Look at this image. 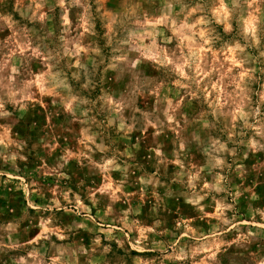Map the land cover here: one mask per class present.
<instances>
[{
	"label": "rangeland",
	"instance_id": "rangeland-1",
	"mask_svg": "<svg viewBox=\"0 0 264 264\" xmlns=\"http://www.w3.org/2000/svg\"><path fill=\"white\" fill-rule=\"evenodd\" d=\"M0 264H264V0H0Z\"/></svg>",
	"mask_w": 264,
	"mask_h": 264
}]
</instances>
